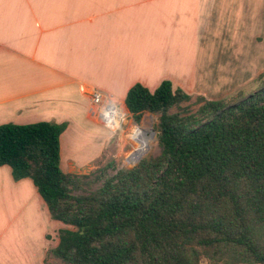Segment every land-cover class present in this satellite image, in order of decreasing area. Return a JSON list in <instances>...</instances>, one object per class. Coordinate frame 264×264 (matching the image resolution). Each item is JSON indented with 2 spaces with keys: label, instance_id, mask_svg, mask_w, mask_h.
I'll use <instances>...</instances> for the list:
<instances>
[{
  "label": "trees",
  "instance_id": "1",
  "mask_svg": "<svg viewBox=\"0 0 264 264\" xmlns=\"http://www.w3.org/2000/svg\"><path fill=\"white\" fill-rule=\"evenodd\" d=\"M190 97L168 79L154 90L133 84L125 106L137 123L158 114L161 153L80 196L71 194L78 175L60 167L66 122L0 125V165L30 178L50 217L70 226L58 230L57 258L264 264V85L235 101L197 95L194 113L169 111Z\"/></svg>",
  "mask_w": 264,
  "mask_h": 264
},
{
  "label": "crops",
  "instance_id": "2",
  "mask_svg": "<svg viewBox=\"0 0 264 264\" xmlns=\"http://www.w3.org/2000/svg\"><path fill=\"white\" fill-rule=\"evenodd\" d=\"M253 32H264V0H0V125L66 122L60 167L69 171L75 127H98L90 90L123 111L137 82L182 88L193 77L209 87L222 59H264V45L245 38ZM190 40L196 59L185 71ZM61 223L30 178L0 165V264H44Z\"/></svg>",
  "mask_w": 264,
  "mask_h": 264
},
{
  "label": "rangeland",
  "instance_id": "3",
  "mask_svg": "<svg viewBox=\"0 0 264 264\" xmlns=\"http://www.w3.org/2000/svg\"><path fill=\"white\" fill-rule=\"evenodd\" d=\"M191 37L192 35H190ZM250 37L252 38L253 48L257 46L256 44L264 45V32H253L252 35L245 33L247 41H249ZM194 46L193 40H190L187 59H183L185 71L188 70L190 59L192 61L196 59ZM230 60V63L226 62L225 59L221 60L219 72L211 73L214 76V80L211 81L209 87L199 85L193 77H188L183 82L178 81L191 97L187 101L172 106L169 111H182L183 114L194 113L200 105L197 100V95L199 94L207 99L225 98L235 101L239 97L246 96L264 85V59ZM123 107L122 116L126 112V117L124 116L122 122L117 126L106 127L97 116H93V120L96 121L98 127L91 123L90 125H77L75 127L76 132L73 134V140H75L73 146L75 148L70 151L76 162L68 158L64 159L68 166L66 170H69L65 171L78 175L74 178L71 185L72 195L80 196L96 190L105 179L115 174L117 170L131 168L142 158H153L160 155L161 147L155 132L158 114L146 113L142 116L140 122L137 123L124 104ZM145 131H148V142H144L143 138L141 140V136L143 137L142 134ZM71 135L65 136L61 141L62 146L66 148V152L68 150L67 141ZM81 141H86V143L81 145ZM94 145H97V147ZM82 175H87L88 178H84ZM90 180L92 182H89ZM60 225V228L70 227L63 223ZM56 237H58V230L54 234L49 235V248L45 253L44 264H68L57 258L53 253Z\"/></svg>",
  "mask_w": 264,
  "mask_h": 264
},
{
  "label": "built area",
  "instance_id": "4",
  "mask_svg": "<svg viewBox=\"0 0 264 264\" xmlns=\"http://www.w3.org/2000/svg\"><path fill=\"white\" fill-rule=\"evenodd\" d=\"M89 98L92 114L96 115L106 127L109 125L112 126L114 116L108 113V108L112 103V97L102 91L94 89L89 91Z\"/></svg>",
  "mask_w": 264,
  "mask_h": 264
},
{
  "label": "bare ground",
  "instance_id": "5",
  "mask_svg": "<svg viewBox=\"0 0 264 264\" xmlns=\"http://www.w3.org/2000/svg\"><path fill=\"white\" fill-rule=\"evenodd\" d=\"M111 99H112V98H111ZM111 102H112V100H111ZM111 102H110V103H111ZM108 109H109V110H108L109 115L111 114V115L114 116L112 126H117L118 123H119V122L121 123L122 120L124 119V116H125L126 112H125L124 116H122V115H123V111H122L121 107L118 105L117 102H112L111 105H110V107H109ZM125 117H126V116H125ZM122 124H123V123H122ZM109 126H110V125H109ZM110 127H111V126H110ZM147 133H148V131H145V132L142 134L143 137L141 136V140H142V138H143V141H144V142L148 140ZM147 142H148V141H147ZM147 142H146V144H147ZM140 157H141V156H140Z\"/></svg>",
  "mask_w": 264,
  "mask_h": 264
}]
</instances>
